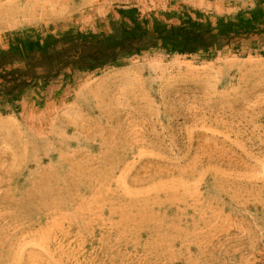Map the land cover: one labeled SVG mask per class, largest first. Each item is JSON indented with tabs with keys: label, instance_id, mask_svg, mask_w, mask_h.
<instances>
[{
	"label": "rangeland",
	"instance_id": "rangeland-1",
	"mask_svg": "<svg viewBox=\"0 0 264 264\" xmlns=\"http://www.w3.org/2000/svg\"><path fill=\"white\" fill-rule=\"evenodd\" d=\"M128 9L263 22L0 96V264H264V0H0V50Z\"/></svg>",
	"mask_w": 264,
	"mask_h": 264
},
{
	"label": "trees",
	"instance_id": "trees-1",
	"mask_svg": "<svg viewBox=\"0 0 264 264\" xmlns=\"http://www.w3.org/2000/svg\"><path fill=\"white\" fill-rule=\"evenodd\" d=\"M110 33L67 31L44 38L16 34L0 50V96L18 99L28 89L76 71L116 66L123 60L160 49L169 53H214L241 36L260 31V10L233 18L180 16L178 25L140 19L135 9L120 11Z\"/></svg>",
	"mask_w": 264,
	"mask_h": 264
}]
</instances>
